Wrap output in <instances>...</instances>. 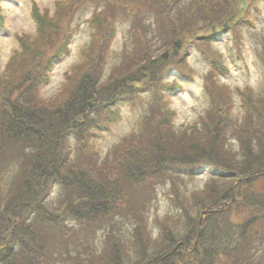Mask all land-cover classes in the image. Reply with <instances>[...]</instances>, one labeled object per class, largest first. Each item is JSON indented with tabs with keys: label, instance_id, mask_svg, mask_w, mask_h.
<instances>
[{
	"label": "trees",
	"instance_id": "16d2710c",
	"mask_svg": "<svg viewBox=\"0 0 264 264\" xmlns=\"http://www.w3.org/2000/svg\"><path fill=\"white\" fill-rule=\"evenodd\" d=\"M178 1L32 5L35 33H15L0 64V264H264V188H255L264 181V96L237 89L235 108L232 89L218 82L225 67L208 50L211 26L236 17L250 23L247 8L242 0ZM84 4L93 8L90 41L56 92L44 96L52 67L69 54ZM118 16L129 21L130 39L105 72L115 57ZM191 44L212 69L204 76L207 107L182 130L172 124L165 94L175 84L161 77L174 67L192 76L185 68ZM161 51L169 52L166 60ZM141 90H152L145 114L101 156L91 136L110 130L124 100L141 105ZM203 164L219 175L200 190L188 192L171 176L184 172L193 180ZM165 177L172 210L150 219L154 184Z\"/></svg>",
	"mask_w": 264,
	"mask_h": 264
},
{
	"label": "rangeland",
	"instance_id": "374dc122",
	"mask_svg": "<svg viewBox=\"0 0 264 264\" xmlns=\"http://www.w3.org/2000/svg\"><path fill=\"white\" fill-rule=\"evenodd\" d=\"M54 1L0 0L1 14L4 20V27L0 29V64L2 66L8 61L15 47L14 34L35 33L36 24L31 17L32 5L36 4L40 8H52ZM188 2L189 0H179L177 5L183 7V4ZM238 4L242 10L247 8V16L249 17L250 23L245 22L244 17H236L230 22L211 26L210 32L215 36V39L208 48L209 52H213V55L225 67V72L218 75V82L232 89V99L235 103V108H239L237 89L244 90L245 88H251L254 93L264 96V65L260 56L263 51L261 43L264 41V0H254L248 6H246V0H242ZM92 10L93 8L90 4H84L76 11L73 22L76 31L71 39L69 54L61 58L52 67L48 81L42 86V94L44 96L56 92L64 79V72L69 69L70 64L80 58V49L89 43L91 29L86 19L90 17ZM151 16L153 17L152 14ZM151 16H149L151 20L149 18L147 20L153 23ZM119 17L116 18L117 22H119L117 33L110 48L111 56L115 55V57L112 56L111 60L109 58L105 72H108L110 64L116 63L119 60L118 53L122 51L126 40L129 42L130 39L128 32L129 21L124 19L121 21V19H118ZM152 25L155 27V23ZM234 33L240 38L238 46L234 43ZM174 43L175 49H179L182 41L181 39H177L174 40ZM188 50L189 53L185 62V68L191 71L190 74L192 76L188 78L174 67L161 77V81H164L169 86L175 84L173 86L174 89L166 90L165 94L169 109L175 113L172 118V124L177 129L180 128L182 130L192 128V125L198 122L199 116L203 114V111L207 107L208 96L205 91L204 76L212 69L210 58L207 59L203 56L195 44H191ZM168 51H161V55L166 52L164 60L169 56ZM174 52L177 54V51ZM151 94L152 90H141V105L135 101L133 103L134 106H132L127 100H124L119 105L120 118L111 126L110 130L99 131L100 135L91 136L94 149L101 156L106 154L124 134L136 126L139 118L148 109V101L151 98ZM231 143L233 151H235L237 141L233 139ZM203 165L205 166L195 172L196 174L193 180H190L184 172H176L174 169L171 170V172L175 171L171 176L180 188L188 192L191 190H200L212 176L219 175V172L215 171L212 166L208 164ZM170 186L171 180L167 177L163 178L162 182H155L153 188L154 196L151 198L149 210L150 219L155 217V214L163 215L172 210L171 201L167 196ZM255 188L259 190L263 189L264 181L260 180L257 182ZM59 189L60 186L56 185L51 191L50 197L54 198L57 196ZM155 230V225L151 222V231L154 232L153 234H155ZM95 235L99 240L104 235V230H98Z\"/></svg>",
	"mask_w": 264,
	"mask_h": 264
},
{
	"label": "water",
	"instance_id": "95a60500",
	"mask_svg": "<svg viewBox=\"0 0 264 264\" xmlns=\"http://www.w3.org/2000/svg\"><path fill=\"white\" fill-rule=\"evenodd\" d=\"M163 57L165 58L166 57V52L165 53H163ZM200 222V221H199Z\"/></svg>",
	"mask_w": 264,
	"mask_h": 264
}]
</instances>
